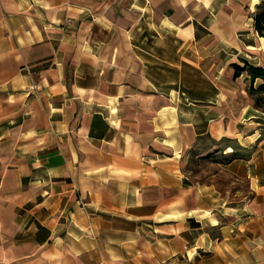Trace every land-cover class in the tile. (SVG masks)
Masks as SVG:
<instances>
[{
  "label": "crops",
  "instance_id": "0c3cea01",
  "mask_svg": "<svg viewBox=\"0 0 264 264\" xmlns=\"http://www.w3.org/2000/svg\"><path fill=\"white\" fill-rule=\"evenodd\" d=\"M263 1L0 0V264H264Z\"/></svg>",
  "mask_w": 264,
  "mask_h": 264
},
{
  "label": "trees",
  "instance_id": "16d2710c",
  "mask_svg": "<svg viewBox=\"0 0 264 264\" xmlns=\"http://www.w3.org/2000/svg\"><path fill=\"white\" fill-rule=\"evenodd\" d=\"M254 20L256 30L259 35L264 37V1L259 5ZM233 67L235 69L236 77L240 76L244 72H247L252 82H255L256 79L263 80V83L256 88L252 84L249 93L254 99L255 105L264 111V68L253 66L247 62H244V65L242 66L234 64ZM232 159L233 157L226 159V161H231Z\"/></svg>",
  "mask_w": 264,
  "mask_h": 264
},
{
  "label": "rangeland",
  "instance_id": "374dc122",
  "mask_svg": "<svg viewBox=\"0 0 264 264\" xmlns=\"http://www.w3.org/2000/svg\"><path fill=\"white\" fill-rule=\"evenodd\" d=\"M213 159H201L197 156H192V161L189 163V168L192 172V175L194 178L200 181H209L207 178L210 173L212 172H219L217 168V162H215ZM219 176L217 177V182L219 183V187L225 191L235 193L236 188L243 189V191H246V186H239L236 184H232L230 182V178L224 175L223 173H218Z\"/></svg>",
  "mask_w": 264,
  "mask_h": 264
}]
</instances>
